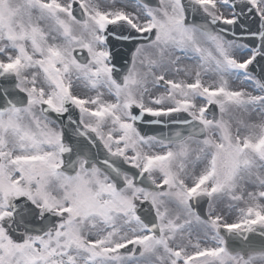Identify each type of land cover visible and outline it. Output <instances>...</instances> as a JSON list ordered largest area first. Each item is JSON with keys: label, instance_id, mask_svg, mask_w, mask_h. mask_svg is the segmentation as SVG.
<instances>
[{"label": "snow or ice", "instance_id": "1", "mask_svg": "<svg viewBox=\"0 0 264 264\" xmlns=\"http://www.w3.org/2000/svg\"><path fill=\"white\" fill-rule=\"evenodd\" d=\"M0 264H264V0H0Z\"/></svg>", "mask_w": 264, "mask_h": 264}]
</instances>
